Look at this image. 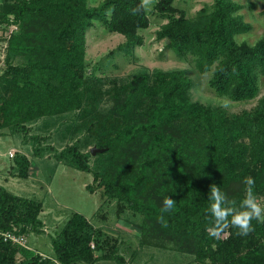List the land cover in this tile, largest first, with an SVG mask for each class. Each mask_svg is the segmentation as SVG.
Returning a JSON list of instances; mask_svg holds the SVG:
<instances>
[{"label": "trees", "instance_id": "obj_1", "mask_svg": "<svg viewBox=\"0 0 264 264\" xmlns=\"http://www.w3.org/2000/svg\"><path fill=\"white\" fill-rule=\"evenodd\" d=\"M87 1L0 0V43L5 51L0 131L27 130L44 117L71 118L61 123L80 138L59 156L94 174L87 188L99 189L106 202L114 201L119 218L139 220L125 218L132 222L141 248L187 253L192 256L187 264H264V223L253 220L255 231L246 236L237 235L235 228L220 238L207 231L212 183L239 203L244 178L251 176L255 193L264 197V95L254 108L230 113L192 100L194 83L183 69L100 76L97 63L92 66L86 59V32L93 20L126 38L106 57L133 53L143 45L138 31L150 21L146 9L133 14L141 0H103L97 7ZM174 2L158 0L154 7L166 21L156 31V39L166 42L162 50L181 61L191 58L200 74L211 72L208 84L219 97L257 99L264 78V36L254 44L238 41L253 28L239 13L242 6L214 0L189 16ZM91 145L106 154L96 168L82 151ZM13 158L18 174L27 176L28 158ZM168 196L176 204L163 214L164 227L157 218ZM41 211L40 202L0 186L1 230L17 228L26 236L44 232ZM52 244L54 256L47 257L0 238V264H128L120 253L119 236L94 227L79 213H73Z\"/></svg>", "mask_w": 264, "mask_h": 264}, {"label": "rangeland", "instance_id": "obj_2", "mask_svg": "<svg viewBox=\"0 0 264 264\" xmlns=\"http://www.w3.org/2000/svg\"><path fill=\"white\" fill-rule=\"evenodd\" d=\"M146 9L150 24L138 32L144 37V44L130 53H116L106 57L112 50L122 44L125 36L110 32L98 21L93 20L94 26L86 32V59L93 66L97 63L100 76L126 78L134 72L154 69L165 71L183 69L193 80L190 97L206 105L222 106L230 113L250 110L264 95V78L260 79V93L257 99L250 101H230L219 97L209 87L208 80L211 72L203 75L195 68L191 58L181 61L173 52L164 51L165 41L156 39V31L166 21L157 16L154 7ZM242 8L240 14L253 28L244 35L237 37L238 41L254 44L264 36V0H233ZM103 0H88L89 7H97ZM214 0H175L174 5L183 8L189 16H193L204 5L212 4ZM15 26L11 27V29ZM9 30V31H10ZM1 34V31H0ZM0 43V71L3 67L5 51ZM163 51V54L161 52ZM71 118L63 115L40 118L22 131H13L10 127L0 131V186L14 195L28 198L42 204L40 219L44 223V232H31L27 236V247L47 257L54 256L52 240L64 229L73 213L86 217L96 228L119 236L122 244L120 253L128 264H187L192 256L170 249L141 248L138 234L135 233L129 220L139 221L131 215H116L114 201H104L101 191H90L87 186L94 183L92 172L81 170L61 158L59 153L68 144H73L80 138L71 134L66 124ZM62 124V125H61ZM70 132V133H69ZM80 146H85L82 142ZM50 145L52 148H50ZM91 145L85 147L88 153V163L96 168L105 160V150L92 153ZM39 148V152L35 149ZM13 151L18 156L25 155L29 162L27 176L18 174L19 166L14 158L9 157ZM106 214V218L102 215ZM86 264V263H79ZM96 264H117L115 261L102 260Z\"/></svg>", "mask_w": 264, "mask_h": 264}, {"label": "clouds", "instance_id": "obj_3", "mask_svg": "<svg viewBox=\"0 0 264 264\" xmlns=\"http://www.w3.org/2000/svg\"><path fill=\"white\" fill-rule=\"evenodd\" d=\"M154 0H141V5L133 10L135 15L141 8L148 9L152 6ZM244 195L239 203L235 199H230L221 187L212 183L209 186L208 199L211 201L208 209L211 217V226L207 229L209 235L213 238H220L229 229H237V235L246 236L255 231L252 221L264 223V197H259L255 189V179L247 176L243 181ZM176 200L170 196L163 200L161 215L157 218L162 226H167L164 213L174 209Z\"/></svg>", "mask_w": 264, "mask_h": 264}, {"label": "built area", "instance_id": "obj_4", "mask_svg": "<svg viewBox=\"0 0 264 264\" xmlns=\"http://www.w3.org/2000/svg\"><path fill=\"white\" fill-rule=\"evenodd\" d=\"M15 156V152L11 151L9 153V157L13 158ZM0 238H2L5 242H11L13 244L27 246V236L20 233L17 228L13 230H1L0 229Z\"/></svg>", "mask_w": 264, "mask_h": 264}, {"label": "water", "instance_id": "obj_5", "mask_svg": "<svg viewBox=\"0 0 264 264\" xmlns=\"http://www.w3.org/2000/svg\"><path fill=\"white\" fill-rule=\"evenodd\" d=\"M101 151H104V149H99V148H97V147L92 148V153H93V154H95V153H97V152H101Z\"/></svg>", "mask_w": 264, "mask_h": 264}]
</instances>
